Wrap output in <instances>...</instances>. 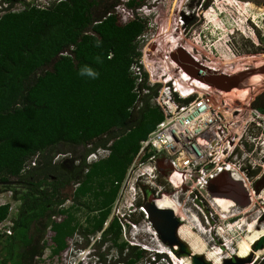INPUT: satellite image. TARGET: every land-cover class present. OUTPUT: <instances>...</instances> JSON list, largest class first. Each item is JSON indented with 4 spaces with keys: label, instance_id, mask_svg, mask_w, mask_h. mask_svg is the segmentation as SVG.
<instances>
[{
    "label": "trees",
    "instance_id": "1",
    "mask_svg": "<svg viewBox=\"0 0 264 264\" xmlns=\"http://www.w3.org/2000/svg\"><path fill=\"white\" fill-rule=\"evenodd\" d=\"M38 1L0 0V191L19 203L12 234L0 236V264H35L47 250L60 257L76 237L96 264H140L147 255V264H172L166 254L123 240L129 222H146L143 212L112 217L141 143L165 119L152 104L161 85L151 87L145 75L141 90L149 93H141L139 106L131 71L151 19L133 13L123 22L122 0H55L46 9ZM136 1L124 6L134 12ZM253 30L257 41L230 37L236 56L264 54V34ZM81 69L97 75H81ZM252 107L264 115V91ZM100 149L106 156L87 163ZM78 150L84 157L79 176L58 174L55 158L76 157ZM142 205L138 199L136 206ZM10 209L0 206V222L9 219ZM50 231L54 242L48 247ZM111 250L114 260H108Z\"/></svg>",
    "mask_w": 264,
    "mask_h": 264
},
{
    "label": "rangeland",
    "instance_id": "2",
    "mask_svg": "<svg viewBox=\"0 0 264 264\" xmlns=\"http://www.w3.org/2000/svg\"><path fill=\"white\" fill-rule=\"evenodd\" d=\"M129 1L122 0L118 12L123 22L127 21L133 13L151 19L150 21L147 18L151 23V31L141 44L143 53L147 52L155 62L167 69L170 67L182 73L192 85L201 88L208 84L209 76L214 73L236 75L249 72V83H251L249 89L217 95V100L227 101L233 106L245 108L257 94L264 91V54L236 56L229 46L230 37L237 33L257 41L253 26H257L264 34V0H141L150 6L156 2L153 4L155 17H150L149 13L146 14L142 9L132 12L124 6ZM251 132L253 136L260 137L259 142L264 141L263 125L259 128L255 125ZM251 149L250 146L247 147V150ZM82 152L78 150L75 155ZM254 158L259 161L260 155L255 153ZM260 177L262 178L261 175L259 179ZM170 192L172 193L173 190ZM4 193L9 196V191ZM218 197L216 201L208 197L217 213L215 226L210 224V219L204 215L201 219L186 215L187 227L181 231L183 238L191 245L195 253L205 254L207 259L215 264H221L225 257L229 258L232 255L240 258L247 257L254 243L263 236L264 232V218H262L264 193L261 198L253 195L247 207L240 206L226 195ZM8 202L11 206L9 216L11 219L16 214L19 203L12 199ZM69 205L70 203H67V206ZM188 206L181 208L179 213L189 209ZM143 208L145 209L144 206ZM125 211L123 207L118 210H114L113 207L112 217L122 218L121 214ZM145 220L146 222L143 221L137 226L138 229L142 226L147 232L141 235L140 239L146 245L164 251L152 225L147 221L146 214ZM129 227L133 230V227L128 225L124 228L127 233L123 236L125 241L131 240ZM98 237L95 236L93 242L98 240ZM53 242L54 234L50 231L44 245L49 247ZM83 243V240L78 237L71 239L69 249L60 257H51L50 251L47 250L45 256L37 260L35 264H96L97 258L88 256L89 249L84 251L81 249ZM108 247L110 244L104 249ZM256 255L262 257L264 252ZM148 257L147 255L145 261L140 264H147ZM258 257L255 256V259ZM115 258V250H111L108 260ZM172 264H189V261L183 259L182 263L173 260Z\"/></svg>",
    "mask_w": 264,
    "mask_h": 264
},
{
    "label": "built area",
    "instance_id": "3",
    "mask_svg": "<svg viewBox=\"0 0 264 264\" xmlns=\"http://www.w3.org/2000/svg\"><path fill=\"white\" fill-rule=\"evenodd\" d=\"M53 1L39 0L36 6L46 9ZM131 71L139 106L142 105L141 93H149V90H141L145 75L151 87L161 85L152 104L162 110L165 119L141 143V150L121 185L114 210L123 207L129 213L140 211L146 214L143 206H136L141 184L155 189L157 199L164 196L174 199L179 210L192 203L201 211L197 203L211 197L208 192L211 180L224 173L241 184L251 201L252 196H256L254 183L264 174V141L259 142L260 137L251 132L255 125L264 127V115L252 107L253 100L245 108L217 100V95L227 93L212 91L209 84L203 88L192 85L182 73L161 66L143 51ZM187 100L189 102L184 103ZM247 146L252 149L247 150ZM255 153L260 155L259 161L254 158ZM106 154L107 151L100 149L88 160L97 161ZM145 155H149L146 162L143 161ZM160 160H165L171 170L166 183L172 193L164 190L166 184L159 183L157 165ZM257 170L258 174L251 178L250 173ZM9 199H12L10 192L9 196L0 193V206L9 204ZM126 211L121 214L122 218ZM12 226L11 219L0 222V236H10ZM132 227L136 226L132 224ZM164 251L167 252L165 248Z\"/></svg>",
    "mask_w": 264,
    "mask_h": 264
},
{
    "label": "water",
    "instance_id": "4",
    "mask_svg": "<svg viewBox=\"0 0 264 264\" xmlns=\"http://www.w3.org/2000/svg\"><path fill=\"white\" fill-rule=\"evenodd\" d=\"M136 9H142L150 17H155L153 9L156 2L150 6L146 2L137 0ZM157 24V23H156ZM156 29V27H154ZM158 29V28H157ZM208 84L212 91L221 93L240 92L251 87L249 83V72H243L236 75H226L223 72H217L209 76ZM223 177V178H222ZM141 187H144L141 185ZM253 190L256 196H259L264 190V174L254 185ZM145 189L142 193L145 196ZM208 192L211 196L226 195L232 201L238 203L242 207L250 205L249 194L241 186L240 183L229 178L227 173L221 174L211 180L208 186ZM148 221L152 225L157 234L159 241L169 248L178 259H186L189 264H214L207 259L205 254H197L193 251L191 245L181 239L179 236V228L181 220L176 214L169 209H160L151 200L143 201ZM264 218V217H263ZM264 251V234L251 248L250 254L245 258H240L236 255L225 257L221 264H252L257 253Z\"/></svg>",
    "mask_w": 264,
    "mask_h": 264
},
{
    "label": "flooded vegetation",
    "instance_id": "5",
    "mask_svg": "<svg viewBox=\"0 0 264 264\" xmlns=\"http://www.w3.org/2000/svg\"><path fill=\"white\" fill-rule=\"evenodd\" d=\"M75 156L76 157L70 155V157H69V155L61 154L55 158L54 164L58 168V174H64V175H66V177H69L70 179H74V178H77L79 176V174L81 173V167H82L84 157H83V154H79V155H75ZM88 157H86V161H87V163H90L88 160ZM75 158H77V159H75ZM157 166H158V170H159V181H162L163 183H165L166 185L163 184V185H165L164 190L168 193H171L170 191L172 189L170 187H168L167 183H166L167 177L169 176L170 171H171L167 162L165 160H160L158 162ZM54 180L56 181V179H54ZM255 183H254V185H255ZM142 189H145V191H146L145 196L142 193ZM218 196L219 195L211 196L210 199L215 200ZM157 197L158 196L156 195L155 189L147 187V186H144V187H141V185L138 186V199H140L142 201V203H143V201H148V200H151L152 202H154L157 199ZM197 204L201 208V211L198 210L194 206V204L191 203L188 206L189 209H186L185 211H183V213H181L180 218L182 220L179 218L181 220V227L179 228V233H181L182 229L187 227V222H186V217H185L186 215L187 216H190V215L195 216L198 219H201L202 216L204 215V217L210 219V224H213V226H215L214 222L216 220L217 213L214 210V208L212 207L210 200L208 198L201 199ZM252 264H264V255L262 257L259 256L258 258L254 259Z\"/></svg>",
    "mask_w": 264,
    "mask_h": 264
},
{
    "label": "clouds",
    "instance_id": "6",
    "mask_svg": "<svg viewBox=\"0 0 264 264\" xmlns=\"http://www.w3.org/2000/svg\"><path fill=\"white\" fill-rule=\"evenodd\" d=\"M80 74L81 75L87 74L88 76H91L93 78H95V76L97 75L96 73L92 72L91 70H87L86 71L85 69H81ZM134 214H136V213H132V212L129 213V211H127L123 218L129 219ZM129 224L132 227V224L130 222H129ZM133 225H135V224H133ZM135 226L136 227L135 228L133 227V230L130 229V228L128 229L129 230V235L131 237L130 241L133 244H137L139 246H142V247H144V248H146L147 250H150V251H155V252L160 253V254H166L173 261V259L169 256V254L167 252L161 251L160 249H157V248H152L150 245H146V243L143 240L140 239V236L147 234V232L142 228V226H140L139 229L137 228L138 225H135ZM90 255H91V251H90V253H88V256H90Z\"/></svg>",
    "mask_w": 264,
    "mask_h": 264
},
{
    "label": "bare ground",
    "instance_id": "7",
    "mask_svg": "<svg viewBox=\"0 0 264 264\" xmlns=\"http://www.w3.org/2000/svg\"><path fill=\"white\" fill-rule=\"evenodd\" d=\"M171 198V197H170ZM172 199V198H171ZM169 199V196H164V197H162V198H159V199H156L155 201H154V204L158 207V208H160V209H169V210H172L175 214H176V216L177 217H181V214L179 213V209H178V206H177V203H173V201L172 200H174V199ZM175 201V200H174ZM232 202V201H231ZM181 219V218H180ZM182 220V219H181ZM156 233V232H155ZM263 234H264V232H263ZM157 235V234H156ZM179 236L181 237V239H183L184 241H186L184 238H183V236H182V234L181 233H179ZM163 245V244H162ZM163 247L165 248V250L168 252V254H169V256L173 259V260H175V261H177V262H182L183 263V259H178L174 254H173V252L169 249V248H167L166 246H164L163 245ZM264 251H262V252H260V255L263 253ZM210 260V259H209ZM211 261V260H210ZM211 262H213V261H211ZM214 263V262H213ZM215 264V263H214Z\"/></svg>",
    "mask_w": 264,
    "mask_h": 264
}]
</instances>
